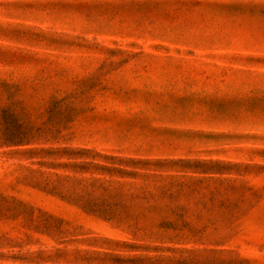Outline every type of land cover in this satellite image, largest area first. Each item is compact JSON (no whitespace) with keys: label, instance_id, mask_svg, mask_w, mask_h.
I'll return each mask as SVG.
<instances>
[{"label":"rangeland","instance_id":"374dc122","mask_svg":"<svg viewBox=\"0 0 264 264\" xmlns=\"http://www.w3.org/2000/svg\"><path fill=\"white\" fill-rule=\"evenodd\" d=\"M0 264H264V0H0Z\"/></svg>","mask_w":264,"mask_h":264}]
</instances>
